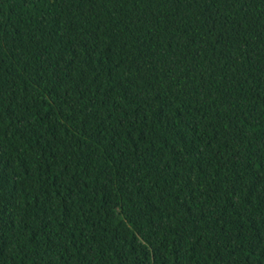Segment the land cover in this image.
<instances>
[{
	"label": "trees",
	"instance_id": "obj_1",
	"mask_svg": "<svg viewBox=\"0 0 264 264\" xmlns=\"http://www.w3.org/2000/svg\"><path fill=\"white\" fill-rule=\"evenodd\" d=\"M0 264H264V0H0Z\"/></svg>",
	"mask_w": 264,
	"mask_h": 264
}]
</instances>
